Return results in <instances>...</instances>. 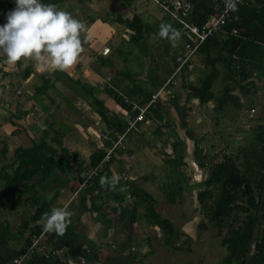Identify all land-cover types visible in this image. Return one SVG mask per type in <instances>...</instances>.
<instances>
[{"label":"crops","instance_id":"crops-1","mask_svg":"<svg viewBox=\"0 0 264 264\" xmlns=\"http://www.w3.org/2000/svg\"><path fill=\"white\" fill-rule=\"evenodd\" d=\"M67 1L60 4L65 6ZM74 2L73 11L65 7L64 10L86 23L88 39L71 69H41L28 58L19 61L18 68L17 63L7 64L6 56L0 53V264H11L15 255L25 249L37 225L44 226L42 217L37 223L34 220L43 204L46 205L43 215L53 207L68 206L72 213L69 228L82 249L89 250V255H95L98 262L107 255L105 249L112 246L156 243L157 239L165 243L163 233V240L160 239L161 229L153 225L152 212H147L148 206L161 219L169 220L174 226L176 222L186 235L183 229H188L187 224L199 215L195 211L197 195L204 189L207 176L195 158V151L198 149L201 154L202 145L230 137L227 126L240 119L238 108L242 100L228 102L219 109L217 100L226 79L220 67L214 84L215 98L199 103L190 97L193 91L188 86L195 85L210 70L204 60L201 66L196 65L195 59L200 55L195 54L176 86L160 95L159 103L128 134L124 148L112 158L107 172L100 175L110 180L114 175L126 174L132 189L144 194L148 204L139 202L130 213L133 205L126 198L115 199L127 196L123 184L119 181L115 189L101 186V178L93 196L85 194L88 188L75 195L81 183L78 176L86 171L83 170L90 156L102 149L99 134L117 131L125 124L126 109L117 93L137 103L149 99L170 78L177 57L184 51L185 39L179 30L181 35L176 43L161 38V24L174 28L175 22L161 20L162 17L148 18L139 6L141 0L130 5L117 0ZM138 13L143 20H116L131 19ZM104 48H109L107 55L101 53ZM250 82V91L246 86L243 90L236 89L235 94H240L241 99L250 94V109L256 110L255 122L240 131L245 134L249 129L252 138L254 126L260 123L264 126V120L258 122L264 119V76H252ZM46 85L48 88L42 92ZM43 140L46 146L42 151L62 167L66 155L71 170L64 168L63 173L43 179L31 190L30 201L22 197L25 202L14 207L12 201L6 200L4 178L12 172L19 149L32 148ZM37 178L33 176L32 181ZM142 231L151 236L140 235ZM46 244L51 251H62L58 256H50L61 259V264H82L81 259L66 257L64 249H53L50 243Z\"/></svg>","mask_w":264,"mask_h":264},{"label":"trees","instance_id":"trees-1","mask_svg":"<svg viewBox=\"0 0 264 264\" xmlns=\"http://www.w3.org/2000/svg\"><path fill=\"white\" fill-rule=\"evenodd\" d=\"M62 1L42 0L45 4L55 5ZM117 1L130 5L137 0ZM213 6L212 0L195 1L194 10L190 15L191 22L196 24L203 22L213 12ZM116 20H143V17L138 13L131 19L117 18ZM161 20L171 19L162 17ZM6 23L7 19L0 20V26ZM125 23L129 25L128 21ZM174 29L181 32L176 22ZM233 30H236V33H232ZM184 39L186 40L185 37ZM197 54L204 57L203 60L210 70L197 85L188 86V89L193 91L190 97L196 98L199 103H207L215 98L212 87L220 74L218 68L220 65L225 71L226 79L217 100L219 109L225 107L228 102H240L241 96L235 94V90L246 89V86L248 88L252 76L255 78L264 76V0H250L238 5L223 30L203 43ZM191 61L192 59L189 62ZM19 64L18 61V68ZM28 73H24L23 77H27ZM230 81L234 84L230 85ZM47 88L46 85L41 88V91L45 92ZM262 120L264 119H258V122ZM124 128L125 124L117 131H123ZM45 146L43 140L34 144L32 148H21L15 153L12 172L6 174L4 178L6 200L12 201L14 207L27 200L30 201L31 190L36 188L43 179L63 173L64 168L71 170L66 155L63 159L64 167H62L60 163L53 160L52 156L48 157L42 151ZM102 157V151L91 155L90 162L83 171L95 167ZM195 158L198 164L205 168L207 174L204 189L197 195L198 207L195 211L201 219L197 225L196 240L186 237L169 220L161 219L156 213L154 214L151 206L147 208L148 214L152 212L153 225L161 229L166 245L177 247L179 243L180 251H190L191 243L199 242L204 232L213 229L219 238L220 246L224 249L222 264H264V126L262 123L254 126V135L245 146L238 149L234 156H223L221 160L210 163L208 167L200 158L198 149L195 151ZM35 175L38 177L37 181H32ZM100 178L101 176L94 180L85 194L88 192L90 196H93L94 192H97ZM78 180L82 182L79 176ZM174 186L171 190H174ZM178 187L182 189L180 184ZM132 190L131 187V193L136 201L131 206L130 213L133 212L137 203L148 204L144 194ZM85 194L82 196L83 202L86 201ZM175 196L176 194L173 195ZM22 197H26L25 201L21 200ZM125 198L126 195L121 199L118 197L115 199L121 201ZM39 210L34 217L36 223L40 217L43 218L46 205L43 204ZM43 229V225H37L33 233L38 234ZM46 237V241L52 245L53 249H64L66 257L80 260L81 258L93 259L92 257L95 256L87 257L86 250L82 249V245L78 243L69 227L63 235L47 231ZM182 237H186L183 245L180 243ZM29 264H61V259L36 256Z\"/></svg>","mask_w":264,"mask_h":264},{"label":"clouds","instance_id":"clouds-1","mask_svg":"<svg viewBox=\"0 0 264 264\" xmlns=\"http://www.w3.org/2000/svg\"><path fill=\"white\" fill-rule=\"evenodd\" d=\"M235 10V3L230 5ZM87 25L70 12L55 4L42 0H16V8L7 15V23L0 26V53L6 56V63L15 65L25 58L45 70L68 71L84 51L83 43L88 37ZM159 35L176 43L180 32L171 25L161 24ZM119 177L110 180L101 178V186L115 189ZM68 206L53 207L45 213L42 222L46 231L65 234L71 225Z\"/></svg>","mask_w":264,"mask_h":264},{"label":"built area","instance_id":"built-area-1","mask_svg":"<svg viewBox=\"0 0 264 264\" xmlns=\"http://www.w3.org/2000/svg\"><path fill=\"white\" fill-rule=\"evenodd\" d=\"M195 1L197 0H154L162 15L170 18L180 26V30L186 38L184 42V51L177 57L176 66L170 78L155 94L151 95L149 99L142 103H137L117 93L118 98L126 109L125 128L123 131L102 132L99 134L98 139L102 144L101 151L103 152V157L95 167L88 168L83 172L82 182L79 184L75 195L91 187L96 178L107 172L112 158L120 149L124 148V142L128 134L135 129L139 123L145 121L150 108L159 103L160 95L167 88L176 86L184 68L202 44L223 30L234 11L230 6L231 3H235L236 9L238 5L250 0H212L214 4L213 12L200 24L193 23L190 20ZM13 8H15V6H13ZM232 33H236V30H233ZM108 52L109 48H104L101 53L102 55H107ZM254 114L255 109H251L249 118H253ZM117 176L127 191L126 201L129 205H133L136 198L131 193V182L129 177L124 173L117 174ZM46 232L44 228L38 234L31 236L25 249L13 258L11 264H29L36 256L49 258L51 255L58 256L62 254V251H51L47 248ZM86 252L89 253V250H86ZM68 264H70V262H68Z\"/></svg>","mask_w":264,"mask_h":264},{"label":"rangeland","instance_id":"rangeland-1","mask_svg":"<svg viewBox=\"0 0 264 264\" xmlns=\"http://www.w3.org/2000/svg\"><path fill=\"white\" fill-rule=\"evenodd\" d=\"M141 3L139 6H141L142 10L147 13L148 18H160L164 17L158 8L157 4L154 2V0H141ZM74 0H69L67 3L64 4H58L57 6L64 10V7L67 10H74L75 4ZM15 6L16 8V0H0V20H6L7 14L9 11L14 10L13 8ZM203 56H197L196 57V65L201 66L203 62ZM220 68L221 66L218 65ZM203 78V77H202ZM200 78V79H202ZM198 82L196 83V85ZM215 84V83H214ZM250 91V88H247ZM212 90H215V85H213ZM222 90V89H221ZM220 90V91H221ZM246 97V98H245ZM242 101L240 102L241 107L238 108L240 113V119L235 124H230L227 126V134L230 136H226L224 139L220 140L218 143H213L212 145L204 146L200 148L201 154L200 157L202 158L205 165L208 167L210 163L216 162L218 160H221L223 156H234L236 155L238 149L242 146H245L247 142L250 140L251 136L249 135V129L245 131L243 134V131H240L241 128H250L253 124L254 118L248 119V115L250 114V94L247 93ZM256 112V110H255ZM249 126V127H248ZM228 137V138H227ZM203 152H205L203 154ZM171 209V208H170ZM169 209L168 212L171 213V210ZM174 214V213H173ZM175 226L176 222H175ZM160 234V239L163 240L162 232ZM140 235H150L151 233H145L142 231V234ZM187 237V236H186ZM186 237H182L180 243L183 245V242L185 241ZM157 242H160L158 239ZM185 246V244H184ZM191 252L189 257L192 260L193 264H196L197 258L199 256H205L208 258H205L204 263L202 264H222L223 255H224V249L219 244V238L216 235L215 230L209 229L208 231L204 232L201 236V240L199 242H193L190 244ZM186 252H184L185 254ZM180 259H186V256L183 255Z\"/></svg>","mask_w":264,"mask_h":264},{"label":"flooded vegetation","instance_id":"flooded-vegetation-1","mask_svg":"<svg viewBox=\"0 0 264 264\" xmlns=\"http://www.w3.org/2000/svg\"><path fill=\"white\" fill-rule=\"evenodd\" d=\"M177 247L161 244L159 242L145 243L140 242L139 244L133 245H122L112 246L111 248L105 249L107 255L102 258L100 264H120V262L131 261L130 264H193L189 255L191 251H180L179 244ZM191 249V248H190ZM183 255L186 259H180ZM89 253H87V257ZM93 259H87V261H99L96 256ZM208 258L199 256L196 264L204 263V259ZM79 264V263H78Z\"/></svg>","mask_w":264,"mask_h":264},{"label":"water","instance_id":"water-1","mask_svg":"<svg viewBox=\"0 0 264 264\" xmlns=\"http://www.w3.org/2000/svg\"><path fill=\"white\" fill-rule=\"evenodd\" d=\"M83 176V173L81 174V177ZM201 217L197 215L195 217V220L187 224L188 229H183L186 235L193 240H196V225L200 221ZM130 230H132V227H130ZM124 231V230H123ZM82 264H100L97 261H87L86 258H81Z\"/></svg>","mask_w":264,"mask_h":264}]
</instances>
